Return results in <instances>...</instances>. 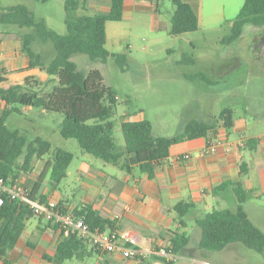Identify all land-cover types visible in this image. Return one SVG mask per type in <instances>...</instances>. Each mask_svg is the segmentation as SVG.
<instances>
[{"label": "trees", "instance_id": "16d2710c", "mask_svg": "<svg viewBox=\"0 0 264 264\" xmlns=\"http://www.w3.org/2000/svg\"><path fill=\"white\" fill-rule=\"evenodd\" d=\"M35 1L47 3L49 0ZM126 1L111 0V10L108 14L84 15L81 10L86 0H65L67 32L64 35L50 29L44 20L36 18L24 5L0 8V24L32 30V33L22 39V51L29 58V68H40L56 83L52 90L46 93L34 88V84L38 88L41 83L33 77L27 78L22 85H14L8 89L0 86V100L6 104L0 119V180L6 185L21 179L22 174L31 172L34 162L43 159L52 150V145L47 140L40 137L31 140L19 131L9 130L6 122L10 115L18 110L16 105L62 114L64 120L61 134L65 139L77 140L84 152L127 174H131L132 170L138 167L151 177L157 166L170 157L173 146L184 141L209 138L221 123L225 130L233 127V112L227 108L211 122L192 120L186 124L181 134L162 137L154 134L153 125L149 120L138 117L131 119L130 115L126 114L121 123L125 147L120 150L114 136L113 122L118 102L116 92L105 85L99 70L82 72L72 58L76 54H85L92 60L107 61L110 57L106 48L107 24L123 20ZM136 1L154 5L159 13L161 0ZM170 1L175 7L170 35L180 36L199 31V19L193 8L183 0ZM248 25L262 28V34L264 33V0H245L240 13L232 21L230 35L224 37L222 43L231 45L237 42L244 35ZM36 42L52 45L54 57L50 61L33 51ZM116 60L123 67L127 58L125 55H117ZM4 82L6 79L0 73V85ZM21 157H24V163L18 165ZM73 160L74 155L71 152L55 149L52 158L35 182L32 198L38 199L36 194L48 174H51V179L56 185L60 184L68 176ZM230 187L234 189L236 207L215 209L197 221L201 230L198 249L220 252L230 245L242 244L264 256V231L254 223L244 208L250 192L245 189L243 183L226 182L213 188L212 192L217 193ZM0 196L4 197V204L0 206V260L3 264H15L9 255L17 247L27 222L36 215L28 206L10 200L1 191ZM40 200L46 201L45 198ZM194 206L191 202H181L174 210L183 218ZM58 209L63 216L67 215L63 204H59ZM72 215L75 219H83L92 230H116L115 224L104 219L91 205L76 208ZM58 225L62 226V223L56 224V230L59 229ZM189 245L190 239L186 234L175 233L171 237L169 248L180 256H186ZM94 253L102 252L83 234L74 231L65 236L62 229L55 254L45 255L43 259L50 264H64L75 259L81 261Z\"/></svg>", "mask_w": 264, "mask_h": 264}, {"label": "crops", "instance_id": "0c3cea01", "mask_svg": "<svg viewBox=\"0 0 264 264\" xmlns=\"http://www.w3.org/2000/svg\"><path fill=\"white\" fill-rule=\"evenodd\" d=\"M183 1L189 4L198 16L199 31L212 26L232 27V21L238 16L245 2V0ZM50 2L51 0L46 4ZM57 5L58 12L54 16H43L38 19L44 20L50 29L64 35L67 32L61 15V6L64 3ZM239 5L241 8L236 14ZM11 7L13 6L0 4L2 9ZM110 10L111 0H86L81 13L108 14ZM126 20H144L148 23L150 32L160 33L168 29L170 34L171 27L168 22L163 20V16L156 12L154 5L150 3L127 0L124 18L116 23ZM114 23L107 24L108 43L111 39L119 37L116 31L110 33ZM30 33L31 29L12 25L10 29L0 33V73L6 79V82L0 85L2 88L22 85L29 77L41 83L38 88L34 84L36 90L41 91L49 84H56L40 68H29V58L22 51V39ZM34 52L45 57L47 61L54 57L53 48L49 44L38 46L37 52ZM257 74L256 98L244 107L242 113L237 114L229 108L233 112L234 121L231 129L225 130L220 124L209 138L184 141L175 145L178 148L176 152H173L175 147L173 146L170 157L157 166L153 177L138 167L134 168L131 174H127L113 165H91L85 162L77 172L83 193L79 205L66 199L57 188H51L49 193L47 191L48 194H45L41 187L36 194L37 198L63 204L67 214H72L82 205L93 206L104 219L115 224L116 230L124 240L135 239L138 243L137 248L142 251L170 247L171 237L175 233H184L190 239L189 252L186 256H180L173 264L210 263L206 259L208 253L198 249L201 230L198 229L197 221L215 209L235 208L237 205L233 188L217 193L212 192L213 188L226 182H242L245 189L250 192L244 204L245 210L255 224L251 210L253 213L263 214L257 217L260 220L264 219V205L255 203L263 202L264 198V69ZM5 106V102L0 100V107L4 109ZM214 119L210 118L207 122ZM216 138L223 139L225 146L220 147L215 153H206L208 141ZM32 173L31 171L22 176L21 180L25 183ZM34 185L31 190L34 189ZM181 202H191L195 205L183 218L174 210ZM34 218L39 219L40 226L36 231H28V222L33 219L31 218L24 231L27 238L21 243L23 233L17 247L9 255L15 264H46L41 258L45 255L53 256L56 252L62 233V226L58 225L59 229H55L59 219L52 216ZM45 220L47 222H43ZM90 257L97 258L96 264H167L152 256L128 260L120 252L94 253L81 261ZM0 264H3L1 260Z\"/></svg>", "mask_w": 264, "mask_h": 264}, {"label": "rangeland", "instance_id": "374dc122", "mask_svg": "<svg viewBox=\"0 0 264 264\" xmlns=\"http://www.w3.org/2000/svg\"><path fill=\"white\" fill-rule=\"evenodd\" d=\"M57 3H64L61 15L65 22V0H51L50 4L34 0H0L2 6L24 5L35 12L37 18L54 16L58 12ZM240 8L239 5L236 14ZM174 10L170 0L160 1L159 14L168 22L169 27ZM10 28L11 25L0 24V33ZM112 31H116L119 37L111 39L106 46L110 52L107 61L92 60L85 54H76L72 60L82 72L99 70L105 85L116 92L118 102L113 122L114 136L120 150L125 147L121 123L126 114L131 119L138 117L149 120L156 136L174 137L181 134L186 124L192 120L207 121L219 117L226 108H231L237 114L242 113L244 107L257 96V73L264 69V55L258 47L262 28L246 26L243 37L231 45L222 43L224 37L231 33L229 25L204 27L197 32L172 36L168 29L160 33L150 32L149 25L144 20H126L122 23L115 22L110 28V33ZM43 45L45 44L38 42L33 47L34 51L37 52L38 46ZM117 55L126 56L123 67L117 63ZM53 85L49 84L40 92H50ZM16 108L18 110L6 122L9 130L19 131L31 140L40 137L52 145V150L43 157L44 161L34 162L31 170L33 173L28 176L25 185L32 188L55 149L66 150L74 155L68 177L56 185L51 174H48L42 184V192L48 194L51 188H57L66 199L79 205L83 195L77 176L80 167L85 162L91 165L108 164L84 152L77 140L62 136V114L21 105H16ZM2 114L3 108L0 107V119ZM177 149L175 146L173 152ZM23 163L24 157H21L18 165ZM24 175L26 174H22ZM255 203L264 205V198L263 202ZM251 214L257 226L264 230V219L257 217L263 214L253 213V210ZM39 223L38 218L31 219L27 230L36 231ZM26 238L24 233L21 243ZM202 252L208 253L206 259L211 264H264L262 254L242 244L230 245L220 252ZM96 262V257H90L85 261L75 259L65 264Z\"/></svg>", "mask_w": 264, "mask_h": 264}, {"label": "built area", "instance_id": "2783aa9c", "mask_svg": "<svg viewBox=\"0 0 264 264\" xmlns=\"http://www.w3.org/2000/svg\"><path fill=\"white\" fill-rule=\"evenodd\" d=\"M243 144L242 142L241 146H243ZM222 146H225L223 139H210L206 147V153H215ZM0 191L5 193L10 200L18 201L28 206L36 217L52 216L58 218L59 222L62 223L65 236L70 235L74 231H79L102 253L120 252L121 255L128 260H139L143 257L152 256L167 264L168 262H174L180 258V255L173 252L169 247L156 248L149 252L142 251L137 248L138 243L135 239L124 240L117 230L112 232L92 230L83 219H75L72 214L63 216L60 209H58L59 204L57 202L41 201L40 199L32 198V190L29 189L21 179H17L10 185H6L3 180H0ZM3 204L4 197L0 196V206ZM203 264L210 263L205 262Z\"/></svg>", "mask_w": 264, "mask_h": 264}, {"label": "water", "instance_id": "95a60500", "mask_svg": "<svg viewBox=\"0 0 264 264\" xmlns=\"http://www.w3.org/2000/svg\"><path fill=\"white\" fill-rule=\"evenodd\" d=\"M258 47L261 49L263 55H264V33L261 35L259 39V45Z\"/></svg>", "mask_w": 264, "mask_h": 264}]
</instances>
